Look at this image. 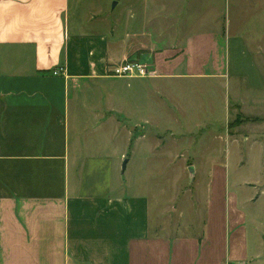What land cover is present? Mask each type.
<instances>
[{"label": "crops", "instance_id": "crops-1", "mask_svg": "<svg viewBox=\"0 0 264 264\" xmlns=\"http://www.w3.org/2000/svg\"><path fill=\"white\" fill-rule=\"evenodd\" d=\"M90 5V0H0V264L259 263L264 255H251L250 208L243 209L264 198V174L257 183L236 185L233 215L222 226L215 218L219 190L214 171L220 160H212L202 223L164 225L160 213L154 216L158 184L149 180L146 193L143 186L129 190L122 175L131 159L130 117L123 108L143 103H121L124 114L116 113L118 120L111 110L118 105L89 101L85 93L91 82L126 78L110 75L109 67L138 48L149 51L141 57L152 74L129 79H150L149 92L168 95L161 83L185 79L209 80L202 94L231 78L243 80L249 94L262 92L264 84L244 80L248 74L230 61V39L219 32H190L179 48L175 39L173 45L159 46L155 32L118 36L111 23L91 16ZM82 6L88 9L84 13ZM87 23L98 31L83 30ZM107 27L109 34L102 32ZM241 43L233 40V55L240 50L246 55ZM250 64L256 68L254 60ZM58 68L62 73L53 74ZM229 91L244 112L241 91L233 86ZM229 94L222 91L225 115ZM174 96H165L163 103L181 110ZM214 123L207 121L208 126ZM206 151L200 154L219 155ZM224 184L222 174V200ZM248 187L255 193L241 197L240 189L252 192ZM258 233L264 249V233Z\"/></svg>", "mask_w": 264, "mask_h": 264}, {"label": "rangeland", "instance_id": "rangeland-1", "mask_svg": "<svg viewBox=\"0 0 264 264\" xmlns=\"http://www.w3.org/2000/svg\"><path fill=\"white\" fill-rule=\"evenodd\" d=\"M90 4L88 9L91 8V16H96L99 21L107 24L111 23L118 36L130 32L133 37L138 38L140 34L152 35L155 32L159 46L173 45L172 41L175 39L174 45L179 48L183 38L190 32H219L226 41L230 39V61L241 72L248 74L244 76V80L249 79L250 83L254 82L259 87L261 83L264 84V0H90ZM82 9V13L88 10L83 6ZM84 25L83 30H97L92 23ZM102 32L109 34L110 29L107 27ZM237 38L241 39L246 55L240 54L241 50H235L237 55H233L232 44ZM148 52L147 49L138 48L128 58L142 60L141 56ZM253 60L256 68L249 67ZM142 62L147 63L145 60ZM256 70L261 73L260 78ZM150 76H116L126 78L91 82L92 88L85 93L89 101H109L118 105L111 107L112 115L118 116L117 119L124 112L130 117L127 122L130 132V147L127 152L131 159L126 172L122 174L130 185L129 190L143 186L141 190L146 193L149 180L155 181L159 187L156 192L157 206L155 200H152V204L156 206L154 216L157 217L155 214L160 213L164 225L186 221L194 224L193 227H198L205 217L204 187L210 175L209 164L218 159L220 161L215 166L219 168L216 167L214 171L219 190L215 193L216 196L219 194L215 218L221 220L219 225L224 226V219L227 222L228 214L230 218L233 215V193L236 195L239 191L236 185L239 182L257 183L264 174V88L257 95L249 94L246 93L243 80L231 78L223 83L215 82L218 90L212 89L202 94L199 91L203 84H209V80L185 79L161 83L169 91L168 95H160V92L147 90L146 85H151L150 79H129ZM232 86L241 91L240 98L246 107V114L242 109L243 103L234 101L233 95L229 94ZM193 88L195 91L192 93ZM222 91L230 96L226 104V115L224 105L220 104ZM174 95L181 110L163 103L167 98L165 96ZM256 96L254 105L252 99H256ZM135 102L143 103V107L132 104L130 108H123L124 112L118 108L121 103L124 105ZM209 119H214L212 126L207 125ZM212 128L214 129L211 130ZM215 129L218 130L216 136L213 133ZM140 135H144L143 139L132 147ZM228 144L229 148L227 146L226 153L222 154L224 146ZM203 149H207L206 154L212 151L219 155L210 157L211 155L200 154ZM222 174L225 180L223 200ZM248 188L253 193L240 189L241 197L255 193L253 187ZM153 196L152 194L151 198ZM245 207L250 208L247 210L251 219L248 224L255 241L250 252L252 257L258 258L264 255V249L257 240L258 232L264 233V198L245 204L243 210ZM262 262L264 259L255 264H264Z\"/></svg>", "mask_w": 264, "mask_h": 264}, {"label": "built area", "instance_id": "built-area-1", "mask_svg": "<svg viewBox=\"0 0 264 264\" xmlns=\"http://www.w3.org/2000/svg\"><path fill=\"white\" fill-rule=\"evenodd\" d=\"M53 74H61L62 68L53 70ZM112 76L143 77L152 74L150 67L137 58H127L109 67Z\"/></svg>", "mask_w": 264, "mask_h": 264}, {"label": "water", "instance_id": "water-1", "mask_svg": "<svg viewBox=\"0 0 264 264\" xmlns=\"http://www.w3.org/2000/svg\"><path fill=\"white\" fill-rule=\"evenodd\" d=\"M126 163H127V159H125L121 165V169L124 172L125 168H126Z\"/></svg>", "mask_w": 264, "mask_h": 264}]
</instances>
